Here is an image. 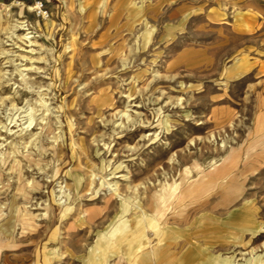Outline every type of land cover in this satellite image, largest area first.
I'll return each mask as SVG.
<instances>
[{"label":"rangeland","instance_id":"rangeland-1","mask_svg":"<svg viewBox=\"0 0 264 264\" xmlns=\"http://www.w3.org/2000/svg\"><path fill=\"white\" fill-rule=\"evenodd\" d=\"M145 263L264 264V0H0V264Z\"/></svg>","mask_w":264,"mask_h":264},{"label":"bare ground","instance_id":"bare-ground-1","mask_svg":"<svg viewBox=\"0 0 264 264\" xmlns=\"http://www.w3.org/2000/svg\"><path fill=\"white\" fill-rule=\"evenodd\" d=\"M31 8V7H30ZM22 22L21 21H16V23L13 25L14 27H18V28H20L21 26H22V24H21ZM9 37H12V38H16L17 40H25V39H27V38H29L30 39V37L31 36H26V35H22L21 37H19V36H17V35H15V36H13V33L12 32H10V36ZM10 40V39H9ZM26 41V40H25ZM28 42H30V43H32V41H30V40H28ZM26 45V44H25ZM227 157H228V155H227ZM229 157H231V156H229ZM237 162V161H236ZM234 166H235V164H234ZM236 167V166H235ZM233 168V167H232ZM232 170V169H231ZM235 170V169H234ZM215 173V172H214ZM220 179V178H219ZM222 179V178H221ZM191 183V182H190ZM188 185H189V183H187ZM188 187V186H187ZM114 192H112L113 194H119V192H117L118 191V187H113V188H111ZM120 196V195H119ZM135 207L138 209V210H140V212H142V213H144V211L142 210V208L139 206V204L137 205V204H135Z\"/></svg>","mask_w":264,"mask_h":264},{"label":"crops","instance_id":"crops-1","mask_svg":"<svg viewBox=\"0 0 264 264\" xmlns=\"http://www.w3.org/2000/svg\"><path fill=\"white\" fill-rule=\"evenodd\" d=\"M145 264H149V263H145Z\"/></svg>","mask_w":264,"mask_h":264}]
</instances>
